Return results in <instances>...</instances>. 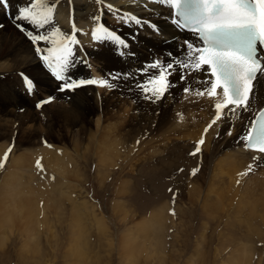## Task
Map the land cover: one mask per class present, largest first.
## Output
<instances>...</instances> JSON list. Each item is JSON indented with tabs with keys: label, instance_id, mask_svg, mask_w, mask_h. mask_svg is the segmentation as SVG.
<instances>
[{
	"label": "bare ground",
	"instance_id": "1",
	"mask_svg": "<svg viewBox=\"0 0 264 264\" xmlns=\"http://www.w3.org/2000/svg\"><path fill=\"white\" fill-rule=\"evenodd\" d=\"M33 2L37 4L34 11L41 13L38 19H43V16L48 15L50 22L45 24L44 28H35L25 21H20V23L33 34L40 33L47 35L49 37V42L46 44L45 42H38L34 45L30 39L27 38L26 33L24 35H19L17 32H21V30L15 26L17 21L12 18V15L16 13L18 8ZM10 3L11 8L7 12L0 8V25H3V27H0V95L5 96L7 93L8 96L5 98L0 96L1 134L3 133L6 134L7 137L13 138L15 136L14 134L21 131L26 125L29 126L28 131L31 133L30 129L33 127L37 115H39L40 112H45L46 114V109L43 110L42 107H40L41 109L37 108L35 104L40 98H47L49 99V104L47 103L48 106H45V103L43 107L64 113L70 121V126L69 128L66 127V129H69L71 133L73 132L71 134L73 139L78 140L84 133H87L88 129L86 125L90 120V116L93 114H95L93 117H96V126H98L100 122L106 123V125H104L107 131H104H106L107 138L110 142L108 143L110 145V156H112V154L118 156L117 152L121 151V154L127 159L128 168H134L133 170L137 173L143 165L142 162L139 163V161H146L142 160L140 157L142 148L144 151L146 147L144 145L145 136H153L156 140L157 148L161 146L158 150L154 151V153L152 151L150 155L156 157V160H153L154 164L152 170H154V172L163 173L166 177H172L173 174L170 175L171 172L179 169L175 161L168 162V156H173L174 153H177L178 157L182 160L181 166H183L184 170L191 169L189 173L191 175H193V170L197 169L201 171L200 163L205 159L207 165L204 168V161L203 178L205 177V172L211 174L213 166L219 164L221 166V176H223L230 186L233 185L241 188L242 185L246 184L244 185L246 187L248 182L252 183L253 178H256L264 172V154L246 150L243 147L244 139L242 138L245 136L250 116L264 103V75L258 73L260 76V83L256 86L258 94L254 97L250 96L251 106L248 110H238L235 115H230L229 119H222L212 124L217 114L215 104L223 103L224 97L218 89L215 96L208 95L211 91L210 83L212 79L208 76L207 72L205 73L194 69L193 65L196 62L198 52L188 48L185 41H189L193 45H197V43L189 34L178 31V29L171 24L170 9L165 0H10ZM107 4L111 5V9L105 7ZM52 5L55 7L53 12L49 15L47 9ZM6 16H9V20ZM131 16L140 18L142 23L139 25L136 24L135 21L131 19ZM101 22L111 30L114 35H118L123 39L127 47L117 44L114 41H94L91 34ZM74 27L76 29L77 39L81 40H78L79 45L77 47L80 48L78 52L87 55L89 58V71L77 61L70 67L69 74L72 77L82 75L81 77L86 78L90 72L93 76L92 78L98 81L107 79L109 85H115V87L87 85L77 88L74 91H61L59 90V84L56 83L42 67L39 61V55L45 52L47 48H52L67 42L64 40V37L65 35L70 36L73 33ZM52 33H55V35L53 36ZM52 41H55V43H52ZM98 45H103V48L100 50L91 49ZM36 47H41V53L35 51ZM129 48L132 50L127 52L123 57H116L120 52L126 51ZM134 51L137 53L132 55ZM169 53L173 55L169 56ZM151 56L155 58H151ZM143 58H146V60L144 61ZM141 60L144 62H140L136 72H134L133 69L135 70L138 63L133 66H131V64ZM168 60L173 61V67L171 68L172 75H170L168 79L174 86L169 88L159 100H156L154 97L148 98L151 96V93L145 94L143 92V87H153V85L149 84V79L156 74L157 70L150 69L145 73L142 72L141 69L148 67L152 62H156L158 68L163 70V65ZM100 61L105 62L104 68L102 66V68H99L98 65ZM89 65H91V71ZM182 65H187V67H182ZM129 70H131V72ZM129 72L131 74H129ZM21 73L31 77L35 82L30 97L27 96L24 91L19 92L20 86H18L19 83L17 78L19 80L21 79ZM114 73H120L122 75L117 80L113 79L111 75ZM181 73L184 74V80L180 79ZM15 78L16 80H14ZM206 80L209 81V86L208 83H205ZM185 88L188 89L187 92L184 90ZM33 98L37 99L35 103H32ZM8 108L10 110H8ZM113 108H117V111L113 112L111 110ZM18 109H21V113H19ZM225 111H227V109H225ZM54 116L56 115L54 114ZM209 125H211V127H209ZM44 126L42 128H44ZM136 126L140 128L138 130L133 129V127ZM170 126H175L176 129H170ZM196 127H200L201 131L203 129L204 143L203 150L200 149L196 154L199 155V157L202 156V158L199 161L198 167L193 169L190 167L191 164L186 165L183 163L186 157L187 147L185 148L181 142L182 138L187 139V137L196 140L201 131H193L190 129ZM42 128H40L41 131L45 132ZM190 130H192L191 134ZM229 130H231V135L228 134ZM173 135L175 138L178 137L179 142H174V140H172L171 137ZM20 143L24 145L26 142L22 139ZM123 143L133 145H130L131 147L128 148L127 146L125 147ZM112 148L114 149L112 150ZM50 151L51 150L47 148L43 153L47 163H54V167H56L57 170L62 168V165H59V163L62 162L61 160L68 166L70 163L68 161L69 156L65 157L64 154H59L60 158L55 156L56 158H52L53 160H51ZM150 151L151 150H149V153ZM30 156L31 155L27 156L23 154L19 155V158L16 157L13 159L14 157H12L11 169H9L8 174L21 172L20 167L23 166L31 168L30 164H28ZM82 157L84 158V156ZM133 161L134 163L131 164ZM158 165L160 166L158 167ZM63 167L67 170L65 165H63ZM200 171L199 174L201 173ZM69 172L74 175V179L77 178L75 175L76 173H73L75 172L73 169ZM184 174L176 175V188L182 190L187 188V183L190 180L189 178L187 179ZM15 176L16 177H10L9 179L13 188L16 186L15 183L18 184L15 195L11 193V190L9 191L0 184V193L7 197V201L3 203L7 210L10 208L13 209L14 206L17 208L18 205L30 209L27 213L29 212L32 217L34 213L31 210L36 208V204L35 201H31L28 198L30 195V185L29 182H27V176L20 173H15ZM198 176L197 172V176L193 175L192 177L196 179ZM262 179L264 178L262 177ZM213 181L212 179L208 185L212 186ZM190 185L188 186L189 190L187 189L188 194L195 191L192 185ZM259 186L263 189L262 185ZM247 187L251 190H249L250 193L254 189H251L250 186ZM247 187L246 191L248 190ZM253 187L257 186L255 185ZM246 191L245 193H247ZM230 192L232 191L230 190ZM247 200L249 202L248 204L246 203V205L251 207L252 210H255L259 205L264 207V192H262V194L254 192ZM0 203H2V201H0ZM78 205H80L81 209L87 206L85 202L78 203ZM168 209L169 208H167L165 204L159 205L156 211L151 214V217L149 216L147 219L143 218L142 221L134 225L137 226L136 230L132 229L125 232L123 238V252L127 260L132 258V251L135 246H137L139 250L145 249L141 247L142 245H145L146 248L150 247L155 250L161 247L162 244L157 243L155 240V234L164 236L166 233H164V231L167 229L166 222L168 218L166 216V211ZM87 211L86 215L88 216L89 210ZM6 213L7 211L3 212V214ZM6 215L4 216L6 217ZM35 217L36 216H34V218ZM79 217L77 216L76 218ZM1 218L2 216L0 215V219ZM3 218L0 220V229H3ZM29 222L33 224V219L30 218ZM78 223L79 222H77L76 225H79ZM97 225L99 227H105L100 221H97ZM103 230L105 231L104 233H106V229ZM138 236L139 240L140 237L142 238L140 240L141 243L137 239ZM1 239L0 248L3 246L2 242L4 243L5 241V238L2 239V242ZM245 248L246 247L240 246L238 250V254L241 255L243 259H246L249 254H252V252L249 251L244 252ZM73 254L79 258L82 257V253L74 252V249ZM260 260L261 259L258 260V264Z\"/></svg>",
	"mask_w": 264,
	"mask_h": 264
},
{
	"label": "rangeland",
	"instance_id": "2",
	"mask_svg": "<svg viewBox=\"0 0 264 264\" xmlns=\"http://www.w3.org/2000/svg\"><path fill=\"white\" fill-rule=\"evenodd\" d=\"M6 18L8 19L9 16ZM17 33L25 34L22 31ZM102 48L103 45H98L91 49ZM143 60L145 61L146 58ZM143 60L131 64L133 66L138 63L135 70L133 69L134 72L139 63L144 62ZM98 66L104 68L105 62L100 61ZM89 75L93 77L90 72ZM17 81L20 86L19 92L25 90L18 78ZM0 96L8 97L7 93L5 96ZM41 99L43 98L39 100ZM36 100L33 98L32 103ZM48 104L46 103L45 106ZM42 108L46 109V114L40 112L37 115L33 129H30L31 133L28 131V125L14 134L13 138L0 133V165H2L0 184L15 195L18 184L15 183L16 186L13 188L9 179L16 177L15 173L25 174L30 185L28 198L36 204V208L31 210L34 213L32 217L29 212L27 213L30 209L21 205L7 210L3 203L7 201V197L0 193V201H2L0 215L3 218L7 214L2 220L3 229H0V239L5 238L4 243L1 239L3 246L0 248V264H258L259 259H261L259 264H264V207L259 205L252 210L246 205L249 202L248 197L250 198L254 192L260 194L264 192V179H262L264 172L260 174L261 176L253 178L252 183H247L251 189L254 188L251 193L247 186L246 191L244 186L246 184L241 188L228 185L221 176L219 164L213 166L211 174L205 172L203 178V162L205 161L204 168L207 162L205 159L202 160L201 171L197 170L202 156L199 157L197 153L192 154L203 140V129L201 131L200 127L190 128L193 131L200 130L199 137L196 140L182 138L184 143L181 142L185 148L187 147L183 163L191 164L190 167L197 170L195 175L197 176L198 172V179L189 174L191 169L184 170L181 166L182 160L177 153L173 156L169 155L168 162L175 161L179 169L171 172L170 175L173 174L174 177H166L165 174L152 170L153 160H156V157L150 155L152 151L154 153L161 147L157 148L153 136L144 138L146 147L144 151L142 148L140 157L146 161H139L143 165L137 173L134 168H128L127 159L121 151L117 152L118 156L113 154L110 156L106 123L100 122L96 126V117H93L95 114L90 116L86 125L87 133L76 140L72 138L73 132L66 129L69 128L70 121L64 113L43 106ZM111 110L116 112L117 108ZM18 111L21 113V109ZM139 128V126L133 127L135 130ZM170 129L176 127L170 126ZM171 138L174 142H179L178 137L175 138L173 135ZM22 139L26 142L24 145L20 143ZM123 145L129 148L133 144L123 143ZM199 147L203 150V144H199ZM47 148L51 150V160L60 158L59 154H64L65 157L69 156L70 165L67 166L61 160L59 165H62V168L57 170L54 163H47L43 156ZM23 154L31 155L28 161L31 168L23 166L20 167L21 172L9 175L12 157L19 158V155ZM6 155L7 159H5ZM133 163L134 161L131 162ZM72 169L79 179L73 178L74 175L69 172ZM179 174H184L190 180L187 188L183 190L176 188L175 177ZM212 179L213 185L210 186L208 183ZM190 184L195 191L188 194ZM251 185H256L258 188ZM259 185H262L263 189ZM83 202L87 206L81 209L78 203ZM161 204L169 208L168 212L166 211L168 218L167 229L164 231L166 233L164 236L155 234V240L162 244L161 247L155 250L142 245L141 247L146 250H139L135 246L132 258L127 260L123 252L125 232L136 230L137 226L134 225L143 218L151 217ZM87 210H89L88 216ZM1 211L7 213L3 214ZM77 216L80 217L76 218ZM30 218L33 219V224L29 222ZM97 221L105 227H99ZM77 222L79 225H76ZM103 229H106V233ZM137 239L141 243L142 238L140 237L139 240L138 236ZM128 243L130 244L129 241ZM240 246L246 247L244 252L249 251L252 254L248 253L246 259H243L238 254ZM73 249L74 252H81L82 257L74 255Z\"/></svg>",
	"mask_w": 264,
	"mask_h": 264
},
{
	"label": "snow or ice",
	"instance_id": "3",
	"mask_svg": "<svg viewBox=\"0 0 264 264\" xmlns=\"http://www.w3.org/2000/svg\"><path fill=\"white\" fill-rule=\"evenodd\" d=\"M196 3L203 10V15L192 25V31L198 33V39L202 41L203 47H200L199 44L193 45L189 41H185V44L188 48L199 53L193 65L194 69L206 73L210 68V75L215 77V81L210 83L211 91L208 95L215 96L217 89L221 87L223 89L225 98L223 103L215 104L217 114L212 121V124H215L222 119H229L230 115H235L238 110H248L251 106L250 96L257 95L256 86L260 83L258 73L264 75V66H262L264 64V0H218V2L196 0ZM36 6L37 4L33 2L18 8L12 18L17 21L15 26L25 32L27 38L34 45L38 42H45L46 44L49 42L47 35L33 34L20 23V21H25L35 28H44L45 24L50 22L48 15L43 16V19H38L41 13L34 11ZM54 7V5L48 7L47 13L49 15L53 12ZM108 7L111 9V5ZM174 7L181 8L180 0H177ZM0 8L7 12L11 8L10 0H0ZM257 16H259V25H257ZM184 18L185 20L190 19L187 13L184 14ZM131 19L138 25L142 23V20L135 16H131ZM175 23L177 27L184 26L179 21ZM52 35L54 36L55 33ZM91 35L94 41H114L127 47L125 41L118 35H114L102 22ZM64 40L73 47L65 44L62 55L54 54V50L51 48L46 49L43 53H41V47L35 48L36 52L41 53L42 67H45L55 80L61 82L59 90L74 91L87 85L115 87V85H109L107 79L98 81L93 78H80L77 80L72 77L69 70L77 62L75 47L79 45L75 27L70 36L65 35ZM171 55L173 54L169 53V56ZM53 61L57 66H54ZM79 62L84 63L85 60L80 59ZM172 67L173 61L168 60L163 65V70L158 68L156 62H152L148 67L141 69L145 73L150 69L157 70L156 74L149 79V84L153 87H143L145 94L151 93L148 98L154 97L159 100L169 88L174 86L168 79L172 75ZM182 67H187V65H182ZM20 75L26 91L32 94L34 80L24 73ZM111 75L113 79L118 80L122 74L114 73ZM180 79H185L183 73L180 74ZM205 83L208 81L206 80ZM184 90L188 91L187 88ZM48 102L39 101L36 107L40 108ZM228 134L231 135V130ZM242 138L247 141L249 147L257 148L260 153H264V111L260 112L258 119L251 124L249 131ZM203 143V140L199 142V144ZM199 144L192 153L193 155L200 151ZM5 159H7V155ZM195 172L196 170H193V175Z\"/></svg>",
	"mask_w": 264,
	"mask_h": 264
}]
</instances>
